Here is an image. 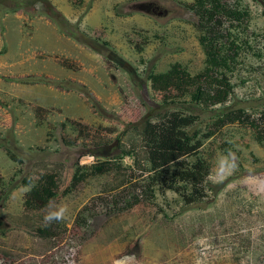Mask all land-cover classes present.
Here are the masks:
<instances>
[{"label": "rangeland", "instance_id": "374dc122", "mask_svg": "<svg viewBox=\"0 0 264 264\" xmlns=\"http://www.w3.org/2000/svg\"><path fill=\"white\" fill-rule=\"evenodd\" d=\"M18 1L0 0V264H264V145L222 113L264 108V0H230L249 17L234 94L211 107L165 104L149 78L205 68L195 0ZM176 120L192 152L162 165ZM181 159L208 166L196 194L151 185Z\"/></svg>", "mask_w": 264, "mask_h": 264}, {"label": "trees", "instance_id": "16d2710c", "mask_svg": "<svg viewBox=\"0 0 264 264\" xmlns=\"http://www.w3.org/2000/svg\"><path fill=\"white\" fill-rule=\"evenodd\" d=\"M25 1L27 0L18 1L15 9L24 6ZM191 8L198 16V24L203 32L200 41L206 55L205 68L192 74L180 62H175L164 72L151 73L149 78L152 87L162 96L165 104L175 102L176 96H180V98L187 96L191 103L203 104L205 107L223 105L234 94L232 82L226 72H233L238 68L242 46L234 35L236 33L231 31V27L235 22L238 24L247 21L249 12L242 10L237 3L232 5L230 0H195ZM50 10L55 18H58L59 14L53 11V6L50 7ZM167 110L165 116L173 115V113L169 114L170 109ZM228 110L222 111L224 123H240L254 127L257 140L264 145V108L256 113H249L244 108ZM171 132L173 134H170ZM185 135L179 129L177 120L174 127L169 126L162 134L163 137L157 148L172 153L169 154L171 159L162 158L163 161L160 164L166 165L169 160H177L185 153L192 152V147L183 138ZM124 153L130 154L129 151H124ZM179 163L181 167L172 171L169 179L164 174L166 169H157L154 174L150 175L151 185L152 183L153 185L160 184L162 187L181 191L178 184L189 183L193 185V191L196 194L198 184L208 175V166L200 159L193 162L181 159ZM110 168L106 160L92 165L93 171L97 174L104 173ZM148 188L149 190H146ZM146 191H149V194L153 193L150 184L146 185L144 192ZM182 193L184 192L182 191ZM36 195L41 200L42 206L48 205L60 196L57 182L51 181L47 183V186L42 185V189L37 191ZM193 198L192 195L185 197L188 202ZM38 231L40 235L46 237L52 231V227L44 225L39 227ZM48 248L50 249V247Z\"/></svg>", "mask_w": 264, "mask_h": 264}]
</instances>
